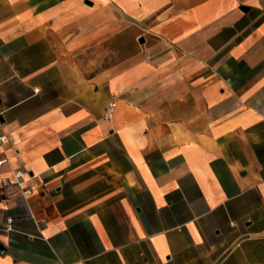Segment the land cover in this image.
Returning a JSON list of instances; mask_svg holds the SVG:
<instances>
[{
  "label": "crops",
  "instance_id": "0c3cea01",
  "mask_svg": "<svg viewBox=\"0 0 264 264\" xmlns=\"http://www.w3.org/2000/svg\"><path fill=\"white\" fill-rule=\"evenodd\" d=\"M0 136V264H264V0H0Z\"/></svg>",
  "mask_w": 264,
  "mask_h": 264
},
{
  "label": "built area",
  "instance_id": "2783aa9c",
  "mask_svg": "<svg viewBox=\"0 0 264 264\" xmlns=\"http://www.w3.org/2000/svg\"><path fill=\"white\" fill-rule=\"evenodd\" d=\"M112 105V104H111ZM8 142V139L6 136H0V145L1 144H4V143H7Z\"/></svg>",
  "mask_w": 264,
  "mask_h": 264
},
{
  "label": "rangeland",
  "instance_id": "374dc122",
  "mask_svg": "<svg viewBox=\"0 0 264 264\" xmlns=\"http://www.w3.org/2000/svg\"><path fill=\"white\" fill-rule=\"evenodd\" d=\"M84 63L86 64V63H89V62L84 61ZM106 63H107V62H100L99 65H100V64H101V65H104V64L106 65ZM99 67H100V66H99Z\"/></svg>",
  "mask_w": 264,
  "mask_h": 264
},
{
  "label": "water",
  "instance_id": "95a60500",
  "mask_svg": "<svg viewBox=\"0 0 264 264\" xmlns=\"http://www.w3.org/2000/svg\"><path fill=\"white\" fill-rule=\"evenodd\" d=\"M2 249V246H0V250Z\"/></svg>",
  "mask_w": 264,
  "mask_h": 264
}]
</instances>
